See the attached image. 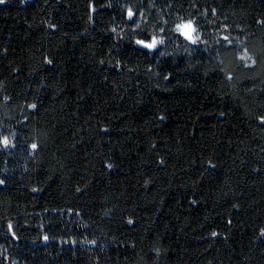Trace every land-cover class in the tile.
I'll list each match as a JSON object with an SVG mask.
<instances>
[{
    "label": "trees",
    "instance_id": "16d2710c",
    "mask_svg": "<svg viewBox=\"0 0 264 264\" xmlns=\"http://www.w3.org/2000/svg\"><path fill=\"white\" fill-rule=\"evenodd\" d=\"M0 122V264H264V0H0Z\"/></svg>",
    "mask_w": 264,
    "mask_h": 264
},
{
    "label": "rangeland",
    "instance_id": "374dc122",
    "mask_svg": "<svg viewBox=\"0 0 264 264\" xmlns=\"http://www.w3.org/2000/svg\"><path fill=\"white\" fill-rule=\"evenodd\" d=\"M177 33L181 37H190L192 40H198V34L195 27L190 22H184L176 26ZM0 143L4 148H13L11 134L0 122Z\"/></svg>",
    "mask_w": 264,
    "mask_h": 264
},
{
    "label": "water",
    "instance_id": "95a60500",
    "mask_svg": "<svg viewBox=\"0 0 264 264\" xmlns=\"http://www.w3.org/2000/svg\"><path fill=\"white\" fill-rule=\"evenodd\" d=\"M184 40L189 44L194 45V40H192L190 37H184Z\"/></svg>",
    "mask_w": 264,
    "mask_h": 264
}]
</instances>
